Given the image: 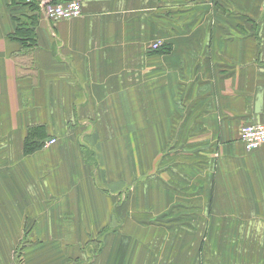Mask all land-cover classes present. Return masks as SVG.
I'll return each instance as SVG.
<instances>
[{"label":"crops","instance_id":"obj_1","mask_svg":"<svg viewBox=\"0 0 264 264\" xmlns=\"http://www.w3.org/2000/svg\"><path fill=\"white\" fill-rule=\"evenodd\" d=\"M68 1L0 0V264H264V144L240 141L264 125V0H78L59 22L28 5ZM31 16L36 45L13 58ZM38 127L57 143L25 155ZM148 168L163 190L142 188ZM179 181L196 195L181 229L124 233L125 205L149 223ZM102 229L96 252L64 250Z\"/></svg>","mask_w":264,"mask_h":264},{"label":"rangeland","instance_id":"obj_2","mask_svg":"<svg viewBox=\"0 0 264 264\" xmlns=\"http://www.w3.org/2000/svg\"><path fill=\"white\" fill-rule=\"evenodd\" d=\"M153 45V44H152ZM252 124V123H249ZM55 142L52 144H56L57 143V139L54 140ZM50 145V146H52ZM154 149V153H156L157 151V155H158V163H157V168L160 166H164V155H165V151L164 149H158V148H153ZM142 150L145 151H149L150 148L146 145V147H142ZM87 155V153H86ZM217 155V154H216ZM89 156V155H87ZM174 158L175 155H174ZM144 167H150V164H141V168L142 170L144 169ZM163 170V171H161ZM148 173V174H147ZM146 174L144 177L141 178V185L142 188L143 186L148 187L149 185H153V183H157L160 184V186L162 187V190L164 188L166 184V179L164 176V169H156L153 168L152 171L149 170H144L142 171V176ZM160 175V180H157V176ZM153 177V178H150ZM138 182H140V179H138ZM160 182V183H159ZM146 183H148L149 185H146ZM171 187V185H169ZM182 185L180 183V181L178 182V185L172 186V195L170 197V203L173 204L171 205L166 211L162 212L161 214H158L156 217L152 218L151 221L145 222L148 220V214L149 212H143L138 214V212H130L128 211L129 208V204L125 205L124 208L126 209V216H125V224L123 226V223H120V226L122 224V226L124 227V233H128L132 230V222H130V220H135V223L139 224L142 223V226H146V227H152L154 228V225H157L158 227L161 228H166L169 230V228H174V229H181L184 226V223L182 222L183 218H189L191 219V216L195 215L194 211L191 210H185L183 209V207L181 206V204H188V205H192L196 203V195H188L185 194L181 191L182 190ZM132 188V187H129ZM187 188V187H186ZM185 189V188H184ZM192 190L195 191V186H193L191 188ZM130 190H125L124 193L119 194V195H109L110 198V202L114 203L116 205V207H121L123 204L128 202V193ZM161 203V202H160ZM139 215V216H138ZM169 220V221H167ZM114 222H116V220L114 219ZM168 222H171V227H169ZM151 225V226H150ZM186 226V225H185ZM117 227V226H116ZM187 227V226H186ZM105 229L100 230L99 232H97L95 235H93L92 237H94L93 239H87L85 242L80 241V242H76L74 244H71V249L64 247L65 251H68L70 254V256H75L77 252H82L85 253L86 251H97L99 250V246H100V240H101V236L104 233ZM120 232V231H119ZM81 253V254H82ZM90 259L88 258V255H79L78 258H76L74 260V264H83L84 262H88Z\"/></svg>","mask_w":264,"mask_h":264},{"label":"built area","instance_id":"obj_3","mask_svg":"<svg viewBox=\"0 0 264 264\" xmlns=\"http://www.w3.org/2000/svg\"><path fill=\"white\" fill-rule=\"evenodd\" d=\"M41 13L52 22L68 21L81 15V5L78 0H70L65 3L45 4L40 8ZM160 43L151 45V49L157 50ZM240 141L244 150L248 153L258 150L264 144V125L247 124L240 130ZM54 139L46 141L43 146L48 147L54 143Z\"/></svg>","mask_w":264,"mask_h":264},{"label":"trees","instance_id":"obj_4","mask_svg":"<svg viewBox=\"0 0 264 264\" xmlns=\"http://www.w3.org/2000/svg\"><path fill=\"white\" fill-rule=\"evenodd\" d=\"M26 1V0H24ZM51 4H55L51 3ZM29 10L34 13L39 12V7L36 5H33V3H29ZM14 23L16 24L14 33L12 34V38L14 40H18L22 45V50L18 54H14L13 58H20L26 56L27 54H31V50L36 45V39H35V32L34 27L35 23L37 21V18L35 16H31L27 21H23L20 18H13ZM28 22V23H26ZM169 50L168 47L165 48V46H159L157 50H154L155 52L162 53L167 52ZM37 135H41L43 138L45 137L44 131H42V128H32L28 130L27 137L24 140L23 143V153L25 155H30L38 150H40L43 147L42 141L43 138L39 137L36 138ZM85 160L87 163H91L92 165H95L96 162L94 158H91V153H89V156L85 154Z\"/></svg>","mask_w":264,"mask_h":264}]
</instances>
